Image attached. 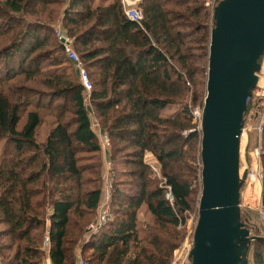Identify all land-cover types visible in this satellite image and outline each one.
I'll list each match as a JSON object with an SVG mask.
<instances>
[{"label":"trees","instance_id":"trees-1","mask_svg":"<svg viewBox=\"0 0 264 264\" xmlns=\"http://www.w3.org/2000/svg\"><path fill=\"white\" fill-rule=\"evenodd\" d=\"M51 3L58 2L0 0L5 15L17 19L11 25L0 24V223L5 225L0 230V264H42L45 251L50 264H167L176 246L170 234L176 232L183 213L191 208V149L200 137L195 130L182 135L191 128L185 102L170 116H162L160 111L181 102L174 99L184 95L189 81L194 84L193 54L184 42L189 28L199 32L197 42H205L204 69L213 17L201 0H141L140 24L124 16L120 0H61L60 27L71 38L90 79L88 103L99 127L108 135L109 160L123 165L124 160L119 161L116 155L128 146L138 149L132 163L139 174L114 171V176L137 178V197L125 195L113 182L109 218L77 251V241L83 239L80 218L95 213L101 194L100 185L83 178L90 171L96 175V183L101 181L100 162L83 164L84 156H79L92 153L97 160L101 158L82 88L66 73V66H60L59 73L45 74L48 80L44 85L50 91L46 97L52 98L45 105L32 89L13 82L19 75L29 80L44 74L37 64L41 59L37 53L52 43L51 12L45 13ZM206 18L210 25L204 24ZM56 46L59 49L58 43ZM54 64L66 62L57 60ZM54 99L62 100L53 104ZM29 106L32 109L26 110ZM40 108L56 113L42 143L34 136ZM66 113L70 118L63 120ZM145 151L159 165L170 188L171 205L163 189L152 186L151 171L141 158ZM259 156L264 211V108ZM112 203L117 204L119 213L115 209L111 213ZM141 204L151 217L147 233L136 222ZM46 209L48 248L43 250L40 241ZM252 237L263 246L264 239Z\"/></svg>","mask_w":264,"mask_h":264},{"label":"water","instance_id":"water-1","mask_svg":"<svg viewBox=\"0 0 264 264\" xmlns=\"http://www.w3.org/2000/svg\"><path fill=\"white\" fill-rule=\"evenodd\" d=\"M212 17L199 119L201 188L188 256L190 264H245L253 237L239 220V142L264 54V0H219Z\"/></svg>","mask_w":264,"mask_h":264},{"label":"rangeland","instance_id":"rangeland-1","mask_svg":"<svg viewBox=\"0 0 264 264\" xmlns=\"http://www.w3.org/2000/svg\"><path fill=\"white\" fill-rule=\"evenodd\" d=\"M200 1V0H199ZM209 1V5L207 6L208 8V14L213 15V8L214 3L217 0H201V3H203V5L206 4V2ZM219 1V0H218ZM217 1V2H218ZM51 2V1H50ZM55 2L58 3H51L48 6L45 7V13H47L48 11L51 12V14L48 18L52 20L49 21L50 22V26H51V32L52 35L49 37L50 40V45H46L44 47H42L37 54H39V57L41 56V59L37 61L38 67L40 72L44 73V74H39L36 75L34 78L29 79V80H25L23 78V76L19 75L16 78H14L13 82H18L19 86L22 87H26L29 89H32L33 92H36V94L38 95L36 98L37 100H40V102L42 103V105H45L46 102L52 98H48L46 97L47 94L50 93L49 89H47L45 87V80H48V75L45 74H51V73H56L60 70V66H66L65 71L66 73L69 75V77L74 78L75 81L77 82L76 79V75H75V71L73 66L64 58V56L60 53L59 49L57 48L58 46L57 43V39L54 35V29L60 27V22H59V17H58V9L61 5V0H55ZM28 4V3H27ZM29 5V4H28ZM212 6V7H211ZM6 12H3L2 9L0 8V24H7V25H11L15 23V18H11L9 15H5ZM11 16H16V14H11ZM26 16V15H25ZM210 17V15H209ZM27 19H29V17H26ZM58 19V20H57ZM210 25V21H208V18L205 19L204 24ZM206 30V29H205ZM207 31H209V27H207ZM188 34L184 37V42L186 45L189 46L190 48V52L193 54L191 56V62L194 65V67L196 68L195 73L193 74V78H194V84L192 81H189L188 84H186V88L184 91V95L181 98H176L174 99L175 102L181 101L179 103H172V104H168L166 107H164V109H162L160 111V115L162 116H170L172 115L174 112H176L178 109H180V107L182 106V102H185L187 104V108H189V116L191 119V128L188 131H185L182 133V135H186L188 132L193 130L196 131L198 138L200 137V130H199V121L198 118L193 116V111L196 109L200 110V114H201V107H202V103H203V95L205 94V76H206V72L204 70H206V57H205V66L203 69V62H202V56H206L203 55V50H202V46L205 47V42L204 41H198L197 39L195 40V38L198 36V33H193L191 31V29H187L186 31ZM71 39V38H70ZM1 43L3 42V40L0 41ZM57 42V43H56ZM55 44V46H53L52 44ZM73 47V45H72ZM201 47V49H200ZM57 48V49H56ZM206 48V47H205ZM74 49V47H73ZM58 50V51H57ZM75 50V49H74ZM38 58V57H37ZM204 59V58H203ZM65 61L66 65H57L54 64L55 61ZM68 66V67H67ZM89 72V69H87ZM264 77V54L261 57L260 60V67H259V71H258V83L255 86V90H258V84L261 83L262 78ZM24 79V80H23ZM252 90L251 96L248 98L247 100V109L244 113L243 116V126L248 127L249 126V130L246 131L245 134H241L240 136V146H239V168H238V174L241 176L242 172L244 170V168L246 169H252L255 168V160L252 157V153L251 150L253 149L254 145L257 142V131L255 129L256 124L258 122V109L260 107H262V104L260 103L261 101H257L258 100V96L255 95L256 91ZM83 95V99H84V106L86 109V113L87 116L89 118V123L90 126L92 124V120H93V110L90 107V104L88 103V98L87 95L85 93L82 92ZM192 96L194 99H192ZM31 98H35L31 97ZM62 99H54L53 104H55L54 102H61ZM67 101V99H66ZM27 109H32V107H27ZM39 115H40V123L35 131V140L38 143H42V141H44L48 131L50 130V128L54 125L55 122V111H51L48 108H40L37 110ZM92 112V113H91ZM256 112V113H255ZM255 115V116H254ZM23 118V116H21ZM67 118H70V115L68 113L63 115V120H66ZM21 123V120H20ZM19 125V124H18ZM94 128V127H91ZM108 136V135H107ZM246 138V139H245ZM2 145H3V141H0V158H1V152H2ZM125 150H122L119 152L118 155H116V158H118V160H124V164L122 165L121 163H117V164H113L110 160V171L112 172V178L110 177V180L112 182H115L114 186L121 188V190L124 192L125 195H132V198H136L137 195L135 194V184L137 181V178L131 176L129 177V175H115L114 176V171L115 170H126L127 172H132L135 171L136 174H139V170L136 168V166L132 163L134 162L133 160H136V156H134V152L138 151V149L134 146H128L126 148H124ZM109 150V148H108ZM192 152H191V157H192V162H190V166H191V171L193 173H191V177H193V184L192 186V192H191V208L190 210L186 211L185 213H183V218H182V222L176 227V232L172 235L170 234L169 238L170 239H176L174 242H176V246L175 248L172 250L170 259L168 261L167 264H190V259H189V250L192 247V232H193V228L196 222V218H197V205H198V199H199V195H200V176H198V171L200 169V161H199V142H195L192 146ZM101 153V151H100ZM109 151H107V155H108ZM79 156H84L82 159V163L83 164H96L97 162H100V175H101V181H98L96 183V181H94L96 179V175L94 173H90V171H87L83 174V178H88V180H92L93 179V183L96 185H100V188L102 189L103 187V179H102V174H103V158L100 159H96L95 154L92 153H80ZM142 162L148 165V162H151L154 164L155 167L159 168V165L157 163V161L155 160L154 156L145 151L143 152L142 156ZM185 158V156H184ZM189 160V159H188ZM150 170V168H149ZM151 171V170H150ZM129 174V173H127ZM193 174V175H192ZM110 175V174H109ZM153 185L152 186H157V187H161V182H162V175L160 173V169H158V174H154L153 172H151L150 175ZM114 180V181H113ZM87 187L85 188H89L88 186L90 185H86ZM151 187V185H150ZM162 189V188H161ZM260 190H261V183L258 181H252V182H248L246 184L242 183L239 189V219L240 221L243 223L244 227L249 231V236H257V237H261L262 239L264 238V232L261 229V225H260V218H259V214H258V209L261 206L260 204V199H261V194H260ZM113 206L111 207V213H114V209L116 212L119 213L118 208H117V204L116 203H112ZM47 211V209H46ZM96 212V211H95ZM47 213V214H46ZM45 213L44 215V222L46 220V218H48V211ZM110 214V213H108ZM112 217V216H111ZM96 218V214L94 213L93 215H88L85 218H80V225L82 227L83 233L81 234V237H83V239H81L79 242L77 241L78 244L77 245V251L80 249V247L84 244V242H86L88 240L87 237V225L94 221ZM118 219V218H115ZM136 222L138 225V228H141L142 230L146 229V232H148V230L150 228H148V224H151V217L149 212L146 209L145 204H141L137 210H136ZM5 225L0 223V230L4 228ZM148 226V227H147ZM45 229V226H44ZM47 229L44 230L47 231ZM141 230V231H142ZM38 232H41L40 229ZM37 232V233H38ZM143 232H141L140 234H142ZM149 233H152L149 232ZM153 234V233H152ZM159 234L161 236H166L165 233L163 231H159ZM44 236V233H43ZM43 236L41 237L43 240ZM42 240L40 241V243H42ZM87 252V251H85ZM89 252V251H88ZM259 254V255H257ZM85 256V253H84ZM258 257V261L256 259V257ZM80 258H78L79 260ZM260 259V261H259ZM80 264H82L81 262H79ZM245 264H264V244L259 245L257 243V241H255L253 238L249 241V245L247 248V252L245 255Z\"/></svg>","mask_w":264,"mask_h":264},{"label":"built area","instance_id":"built-area-1","mask_svg":"<svg viewBox=\"0 0 264 264\" xmlns=\"http://www.w3.org/2000/svg\"><path fill=\"white\" fill-rule=\"evenodd\" d=\"M141 0H120L121 6H122V12L124 16L129 19L132 22H135L137 24H140V21L142 20V13L139 7V2ZM218 1V0H217ZM217 1L214 3L215 6ZM209 5V1L206 2L205 6ZM211 6V7H212ZM54 35L58 41L59 49L61 54L64 56L65 60H67L74 68L76 79L80 87L82 88V92L87 95V98L89 96V92L91 90V82L88 77L86 69L83 67L82 62L78 56V54L75 52V50L72 47V40L70 37L63 31L61 28L57 27L54 29ZM258 90L256 91L255 95L258 96L257 101H261L262 107L258 109V122L256 124V131L258 134L257 142L254 145L253 149L251 150L252 157L255 160V168L252 169H246L244 168V179L243 183L246 184L248 182L252 181H258L261 183V168H260V161H259V155H260V134L262 130V114H263V108H264V77L261 80V83L258 84ZM256 113V112H255ZM193 116L198 118V121L200 119V110L196 109L193 111ZM255 116V115H254ZM94 127L95 135L98 140V144L101 151V156L103 158V187L101 189V194L99 198V202L96 208V218L94 221L90 222L87 225V237L90 235L96 233L98 229L105 223V221L109 218V214L107 212L108 202L111 197V190H112V182L110 180V177L112 178V172L110 171V162L108 155L106 154L109 148V138L107 134L99 127L97 121L93 118L92 124L90 126ZM92 129V128H91ZM249 130V126L245 127L242 124L240 136L241 134H245L246 131ZM93 131V129H92ZM246 139V138H245ZM240 161V159H239ZM148 167L150 168L151 172L154 174H158L157 167L154 166L153 163L148 162ZM110 174V175H109ZM245 181V182H244ZM163 189L164 198L169 202V204H172V195L170 193V188L168 185L165 184V180L162 178V182L160 185ZM258 214L260 218V225L261 229L264 232V211L261 208V206L258 209ZM264 239V238H263ZM48 246V235L47 231L44 232L43 240H42V248H47ZM80 264V263H79Z\"/></svg>","mask_w":264,"mask_h":264},{"label":"crops","instance_id":"crops-1","mask_svg":"<svg viewBox=\"0 0 264 264\" xmlns=\"http://www.w3.org/2000/svg\"><path fill=\"white\" fill-rule=\"evenodd\" d=\"M66 62H67V60H66ZM92 113V112H91ZM94 117V116H93ZM94 119H95V117H94ZM93 129V132H95V130H94V128H92ZM95 134V133H94ZM96 140H97V137H96ZM97 143H98V140H97ZM101 158H102V156H101ZM110 201V200H109ZM108 204H109V202H108ZM96 211V210H95ZM95 214H97V212H95ZM48 225H49V218H46V220H45V222H44V226H45V229H47L48 228ZM48 248V247H47ZM47 248H42L43 250L45 249H47ZM42 264H50V262H49V259H48V256H47V252L45 251V253H44V255H43V259H42Z\"/></svg>","mask_w":264,"mask_h":264},{"label":"bare ground","instance_id":"bare-ground-1","mask_svg":"<svg viewBox=\"0 0 264 264\" xmlns=\"http://www.w3.org/2000/svg\"><path fill=\"white\" fill-rule=\"evenodd\" d=\"M257 83H258V73H257ZM257 83H256V85H257ZM252 93V92H251ZM245 113V112H244ZM242 124H243V121H242ZM245 182V181H244Z\"/></svg>","mask_w":264,"mask_h":264}]
</instances>
